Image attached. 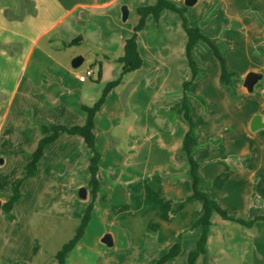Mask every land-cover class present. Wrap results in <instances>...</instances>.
<instances>
[{"label":"crops","instance_id":"obj_1","mask_svg":"<svg viewBox=\"0 0 264 264\" xmlns=\"http://www.w3.org/2000/svg\"><path fill=\"white\" fill-rule=\"evenodd\" d=\"M156 1L0 0V264H58L57 252L73 238L92 199V153L84 139L61 133L46 146L37 176L23 182L14 220L2 206L43 137L39 124L85 123L82 106H92L121 72L116 59L134 33L137 9ZM186 1L176 4L187 9L191 27L222 48L239 98L233 100L220 84L219 60L198 42L190 105L199 132L194 157L202 189L230 217L253 221L264 216V0ZM74 40L80 42L68 45ZM187 41L174 11L158 20L148 17L137 34L141 68L124 76L95 117L98 180L107 206L94 203L65 264H120V251L158 264L179 236L181 253L165 264H186L195 248L202 228L192 227L201 205L189 202L172 212L192 194L189 165L177 159L188 128L170 111L192 77ZM81 47L96 60L89 67L93 76L84 82L79 77L89 68L71 65L78 56L73 49ZM79 56L84 63L85 53ZM250 73L261 76L251 92L244 86ZM245 104L250 112L242 123ZM256 116L263 126L254 130ZM106 235L112 246L103 242ZM206 249L197 264H264V221L246 227L216 214Z\"/></svg>","mask_w":264,"mask_h":264},{"label":"trees","instance_id":"obj_2","mask_svg":"<svg viewBox=\"0 0 264 264\" xmlns=\"http://www.w3.org/2000/svg\"><path fill=\"white\" fill-rule=\"evenodd\" d=\"M250 1L253 2L254 0ZM186 10L187 9L185 7H179L174 0H157L156 4L153 6L138 8L136 11L138 15V22L134 27V33L130 38L124 41L123 55L116 59V62L122 66L121 72L116 79L108 82L104 86L99 99L92 106H82V109L85 112V123L83 125L71 127L45 122L39 124V129L43 137L40 139L37 149L31 155V161L24 168L23 177L14 181L11 188V194L2 206V211L5 213L9 221L14 220L12 210L15 203H17L21 197V186L23 182L29 178L37 176L39 163L43 159L46 146L55 142L61 133L82 137L88 149L92 153L89 162L90 180L88 184V188L90 189L92 195L91 203L88 206L85 215L81 219L79 226L75 229L73 238L65 243L57 252L56 260L58 261V264H65L68 254L81 241L85 229L90 221L94 203L98 201L103 207L107 206V193L104 192L103 187L98 180L101 156L96 148L95 117L101 111L108 94L123 82L124 76L141 68L142 58L138 51L137 34L145 28L147 18L152 17L155 20H158L166 11H174L181 17L182 25L188 38L186 56L192 73L191 79L183 84L182 98L170 110L171 114L177 115L188 128L180 153L177 155V159H184L188 163L189 169L186 176L192 188V194L183 202L177 204L173 208L172 212H179L184 205L189 202L198 203L202 207V213L192 227H201L202 233L195 248L190 251L186 264H197L201 257L207 255L206 246L211 234L212 218L214 215L217 214L225 220L234 221L246 227H252L257 221H264V216H259L255 220L248 222L230 217L228 213L218 204V202L202 189L203 180L199 172L200 165L194 157V150L198 146L199 132L193 120L192 108L190 105L191 87L198 75L197 64L193 58V49L198 42H204L219 60L221 64L220 84L230 89V95L233 100L239 101V98L233 84L234 74L229 72L226 67L222 48L217 46L208 37L202 34L200 29L193 28L189 25L188 19L186 18ZM78 42H80V40H74L68 45H74ZM99 64L101 63L99 62ZM181 241L182 237L179 236L174 244H172L168 252L158 261V264H165L166 262L178 257L182 249Z\"/></svg>","mask_w":264,"mask_h":264},{"label":"water","instance_id":"obj_3","mask_svg":"<svg viewBox=\"0 0 264 264\" xmlns=\"http://www.w3.org/2000/svg\"><path fill=\"white\" fill-rule=\"evenodd\" d=\"M186 4L189 5L190 2L189 0L186 1ZM122 13H123V20H126L128 17V10L127 8H123L122 9ZM84 58L81 56H78L76 58L73 59L71 65L72 68L74 69H78L82 64H83ZM260 75L259 74H255V73H250L248 74V76L245 79L244 82V86L246 87V89L248 91H253V88L255 86V84L257 83V81L260 79ZM263 126L262 122H261V116H256L252 122V129L257 130L259 128H261ZM79 196L83 199L86 198L87 196V190L82 188L79 192ZM0 210H1V201H0ZM103 242L105 244H107L108 246H112V239L110 235H106L103 239Z\"/></svg>","mask_w":264,"mask_h":264},{"label":"rangeland","instance_id":"obj_4","mask_svg":"<svg viewBox=\"0 0 264 264\" xmlns=\"http://www.w3.org/2000/svg\"><path fill=\"white\" fill-rule=\"evenodd\" d=\"M73 52L75 55H80L81 52L85 53V62L77 69L79 71H86L87 68L90 67V65L95 66L96 65V60L94 58H92V56L85 51V49H83V47L81 48H74ZM77 56V57H78ZM248 103V102H247ZM242 111V112H241ZM240 111V121L243 123L247 118H248V114H249V107L247 106V104H245ZM248 112V113H247ZM169 118V116H167ZM126 253L123 254L122 251H120V253L116 254L117 256H119V262L120 264H150L149 260L146 258L145 260H143V256H137L135 254V256H125ZM117 262V261H116ZM118 263V262H117Z\"/></svg>","mask_w":264,"mask_h":264},{"label":"built area","instance_id":"obj_5","mask_svg":"<svg viewBox=\"0 0 264 264\" xmlns=\"http://www.w3.org/2000/svg\"><path fill=\"white\" fill-rule=\"evenodd\" d=\"M174 1H175L176 3H179V2H181L182 0H174ZM93 74H94V70H93L92 68H89V69L87 70V72H86L85 75L79 77V80L82 81V82H84L87 78L93 76Z\"/></svg>","mask_w":264,"mask_h":264}]
</instances>
